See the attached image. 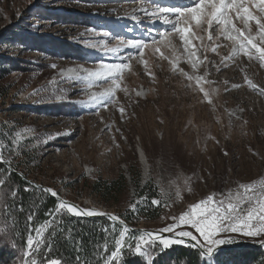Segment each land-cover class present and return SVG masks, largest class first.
Segmentation results:
<instances>
[{"label": "rangeland", "instance_id": "obj_1", "mask_svg": "<svg viewBox=\"0 0 264 264\" xmlns=\"http://www.w3.org/2000/svg\"><path fill=\"white\" fill-rule=\"evenodd\" d=\"M178 1L0 0V152L5 157L0 165L6 169L0 176L17 172L40 192L45 193L36 185L82 208H103L121 218L131 215L130 205H143L133 180L138 174L141 189L147 185L157 189L161 214L155 221L143 220L133 227L173 235L192 231L197 237L192 241L203 242L188 226L173 232L159 230L173 223L169 217L179 216L200 199L264 177V95L259 94L264 88V67L243 55L222 63L231 54L232 43L216 38L217 32L209 41L207 33L194 29L203 36L202 41H193L203 60L196 74L207 72L206 79L212 83L204 87L218 91L209 97L212 104L202 93L193 92L188 85L195 86V81L173 71L169 62L173 49L160 43L176 17L153 14L158 7H184ZM190 1L185 0L187 5ZM237 26L242 27L239 22ZM40 36L50 41L40 43ZM171 38L175 55L180 56L179 36ZM61 42L65 46H58ZM138 42L147 47L138 48ZM215 45H219L217 52L211 51ZM157 47L168 60L160 57ZM125 63L129 67L122 73L114 101L92 100L111 80L87 77L82 70L103 72L105 66ZM179 68L193 73L186 57L179 61ZM245 77L257 88H250ZM23 129L30 131L22 132L16 141V132ZM122 177L126 187L110 195V200L95 193L96 183L118 182ZM161 189L168 192L167 199L160 195ZM0 193V205H7L8 191ZM4 214L0 224L8 225V231L0 242H10L15 250L1 244L0 250L12 258L9 264H20L26 248L21 247V229L13 234L19 222L8 206ZM24 214L32 216L26 223L32 232L38 214ZM51 220L52 216L47 222ZM102 229L114 235L123 230L114 224ZM134 234H127L126 243L152 245L153 261L157 253L172 246L165 249L159 239ZM141 235L144 241L139 240ZM31 236L35 238L36 233ZM218 238L232 241L219 245L218 251L239 243L258 245L262 239L243 232L221 233ZM207 264L215 263L208 260Z\"/></svg>", "mask_w": 264, "mask_h": 264}, {"label": "snow or ice", "instance_id": "obj_2", "mask_svg": "<svg viewBox=\"0 0 264 264\" xmlns=\"http://www.w3.org/2000/svg\"><path fill=\"white\" fill-rule=\"evenodd\" d=\"M153 14H169L176 17L175 22L172 23L171 31L161 36L160 43H164L166 47L173 49V60L169 61L173 66V71L178 70L190 82L195 81V86L191 84L188 86L192 87L193 92L198 91L202 93L203 98L209 104H212V100L209 97L218 90L216 88L206 90L204 87L205 84L211 85L212 83L206 79L207 72L203 76L196 74L199 71L200 65L203 64V60H200L197 56V46L193 41L196 39L202 41L203 36L198 35V32L194 29L200 33H207L209 41H213V32H217L218 36L216 38L222 37L232 43L231 54L224 57L222 63L243 55L248 57L249 60H258L261 66L264 67V0H192L190 5L182 8L158 7ZM166 22H170L167 21V17ZM237 22L242 27H238ZM173 34L179 36L183 47V53L180 56L175 55L176 45L171 38ZM136 46L138 48L147 47L146 44L142 45V42H138ZM218 47L219 45L213 46L211 51L217 52ZM155 51L159 53L162 59H169L168 56L160 51L159 47ZM140 55L143 57L142 50ZM184 57H186L188 64L191 65L192 74L185 72L182 68L178 69L179 61ZM224 66L227 67V64L225 63ZM128 67L129 65L125 63L105 66L103 72L82 70L86 72L87 77H103L105 80H111V84L107 89L98 95L93 94L91 99L107 98L108 101H114L115 92L120 89L122 73ZM217 71H219V68H217ZM245 82L250 88H257V85L247 77H245ZM232 87L238 88L240 85L232 84ZM259 94L264 95V88L259 89ZM137 95H141V93L137 92ZM119 110L123 114L124 109L121 107ZM27 131L30 130L23 129L16 132V141L22 138V132ZM16 141H13V143ZM4 161L5 157L0 152V162ZM4 184L5 181L0 179V186ZM43 191L50 193L53 197H57L58 195L52 189H43ZM11 195L14 198L16 193L12 192ZM160 195L167 199L169 194L164 189H161ZM176 196L177 198L180 197L179 190H177ZM0 199H3V193H0ZM151 204L158 206L160 201L153 199ZM5 207H7L6 204L0 205V217L5 216ZM130 207L133 211L136 210L135 204L130 205ZM62 210L75 215H105V213H99L95 210L81 211L78 210L77 206L60 200L53 213H50L53 215V220L45 222L39 228H35V238L31 235L28 236L26 250L22 252L20 264H63L61 258H52L50 256V242L46 244L48 255H43L41 249V245L45 244V241L48 239L44 236L45 231L53 223H56L55 214H59ZM109 218L113 221L119 220V217L116 215H110ZM169 218L173 220V223L168 224L159 231L173 232L174 229L181 226H188L190 229H194L203 238V242L197 241L196 244L192 245V247L198 250L201 257L211 258L219 250V245L232 242L231 240L218 238L221 233L243 232L247 236L262 237L259 242L264 245V177L248 183H238L236 188L229 189L225 193H220L219 196L215 193L210 194L206 198L189 205L188 210L183 211L179 216H171ZM28 219L31 220L32 216L30 215ZM14 224L15 221L13 220L11 226L14 227ZM7 231L8 225L0 224V238L7 235ZM128 232L129 229L125 226L119 233V238L115 239L114 250L104 260V264H114V262L121 260L122 253L125 252V236ZM54 234L53 232L52 235ZM175 234L181 239L173 240L160 237L159 243L167 249L172 244L184 243L182 239L184 237H189L194 241L197 240L192 231L180 230ZM147 235L149 237L152 236L151 233H147ZM139 240L144 241V235H141ZM12 246L15 247V244L13 243ZM79 251L80 249L78 248L77 252L79 253ZM154 251L155 248L147 242L143 245L140 242L128 245L127 249V252L140 256L145 261V264H153L154 257L152 252ZM75 259L76 264H90V261L82 259L79 254Z\"/></svg>", "mask_w": 264, "mask_h": 264}, {"label": "trees", "instance_id": "obj_3", "mask_svg": "<svg viewBox=\"0 0 264 264\" xmlns=\"http://www.w3.org/2000/svg\"><path fill=\"white\" fill-rule=\"evenodd\" d=\"M40 38V43L41 41L43 43L47 40L50 41V39H46L44 36H40ZM58 46H65V43L61 42ZM4 170L6 171L4 166L0 165V172ZM139 178L137 174L133 177V180L139 193L138 198L144 200L143 205L137 206L131 215L121 217L131 226H136L137 222L143 220L155 221L161 214V207L151 204L153 199L158 200L159 194L157 189L148 185L141 189ZM0 179L5 181V184L0 186V191H8L7 206L10 210H14L16 222H19L18 225L15 224L13 234L21 229L18 233H21V247L25 249L27 238L29 235H34V229L39 228V226L47 222L51 216L53 220V215L50 213H53L58 202L42 191L34 189L33 186L17 174L6 172L4 176H0ZM119 183L121 186H118ZM125 187L126 180L122 177L118 182L96 183L94 191L108 201L111 199L109 198L110 195L120 193ZM32 190H35L34 192H37V194H33ZM12 192L16 193L14 198L11 195ZM36 196L39 198L36 199ZM19 207L23 212L16 211ZM24 213L38 214V218L33 224L32 232H29L28 227H26L28 217ZM55 219L56 223H53L44 233V236L48 239L45 241V244H42L41 249L43 255H48L46 244L50 242V256L52 258H61L63 264H76L75 258L78 254L82 259L90 261V264H104V260L114 250L115 239L119 238V234L114 235L103 231L102 228H110L112 225L106 219L88 220L70 216L62 211L59 214H55ZM117 227L120 228V226ZM53 232L55 233L54 235H52ZM138 235L140 234L135 233L133 237ZM9 243L0 242L3 248L15 250ZM128 245L129 242L126 243L125 252L122 253L121 264H145V261L141 257L127 252ZM78 248L80 249L79 253L77 252ZM5 253V251L0 250V264H9L12 259L7 257ZM156 255L157 257L153 261V264H207V259L201 257L198 250L189 244H172L167 250H161V253H157ZM212 260L215 264H264V250L251 246L225 249L215 252Z\"/></svg>", "mask_w": 264, "mask_h": 264}, {"label": "water", "instance_id": "obj_4", "mask_svg": "<svg viewBox=\"0 0 264 264\" xmlns=\"http://www.w3.org/2000/svg\"><path fill=\"white\" fill-rule=\"evenodd\" d=\"M0 163H2V162H0ZM12 174H17V175H19V173H17V172H13ZM20 176V175H19ZM36 187L37 188H39L40 190H43V189H48V188H46V187H42V186H40V185H36ZM45 192V191H44ZM46 193V195H48L49 197H51V198H53L54 200H56V201H60V200H63L64 201V199H62V198H60V197H53V196H51V194L50 193H48V192H45ZM81 211H83V209H80ZM99 213H105V215H93V216H87V215H78V216H75V217H78V218H85V219H88V220H95V219H106V220H108L110 223H112V224H114V225H117V226H120V227H122V228H124L125 226H127V228L129 229V232L127 233V234H129V233H138V234H144V235H146V236H148L147 235V233H151L152 234V236L151 237H149V238H151V239H159L160 237H163L164 239H173V240H176V239H181L180 237H178V236H176V235H173V234H164V233H158V232H154V231H152V230H146V229H143V228H140V227H133V226H131L130 224H128L125 220H123L122 218H120L119 217V220H117V221H113V220H111L110 218H109V216L110 215H114L113 213H111V212H99ZM74 216V215H73ZM118 217V216H117ZM127 234H126V236H127ZM126 236H125V238H126ZM183 239V241H184V243H189V244H191V245H194V244H196L195 242H193L192 240H190V239H188V238H186V237H184V238H182ZM244 246H251V247H253V248H262L263 250H264V245H262V244H258V245H255V244H252V243H243V244H241V245H238V246H235V247H233V249H236V248H239V247H244ZM206 258H208V257H206ZM212 258V257H211Z\"/></svg>", "mask_w": 264, "mask_h": 264}, {"label": "bare ground", "instance_id": "obj_5", "mask_svg": "<svg viewBox=\"0 0 264 264\" xmlns=\"http://www.w3.org/2000/svg\"><path fill=\"white\" fill-rule=\"evenodd\" d=\"M178 1V0H177ZM179 2V1H178ZM192 2L190 1L189 2V4H191ZM182 6H186L188 3L187 2H185V0H181V3H180ZM63 199V198H62ZM64 201H66L65 200V198H64ZM66 202H68V203H70V204H72V205H75V206H77V208H78V210H80V209H83V210H94V209H85V208H82L81 207V205H79V204H77V203H74V202H70V201H66ZM96 212H106L103 208H101V209H97V210H95ZM71 214V213H70ZM72 215H74V216H78V215H75V214H72Z\"/></svg>", "mask_w": 264, "mask_h": 264}]
</instances>
